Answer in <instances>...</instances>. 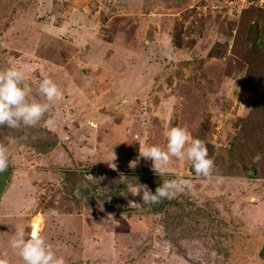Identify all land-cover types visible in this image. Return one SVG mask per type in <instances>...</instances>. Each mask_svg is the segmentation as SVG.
Returning a JSON list of instances; mask_svg holds the SVG:
<instances>
[{
    "label": "rangeland",
    "instance_id": "obj_1",
    "mask_svg": "<svg viewBox=\"0 0 264 264\" xmlns=\"http://www.w3.org/2000/svg\"><path fill=\"white\" fill-rule=\"evenodd\" d=\"M262 41L264 0H0V69L63 93L35 126H0V259L23 264L12 234L40 215L65 264H264ZM172 126L204 141L210 179L140 156ZM178 176L193 186L172 200L128 190Z\"/></svg>",
    "mask_w": 264,
    "mask_h": 264
},
{
    "label": "clouds",
    "instance_id": "obj_2",
    "mask_svg": "<svg viewBox=\"0 0 264 264\" xmlns=\"http://www.w3.org/2000/svg\"><path fill=\"white\" fill-rule=\"evenodd\" d=\"M62 99V91L50 77L45 76L39 81L33 95L32 85L26 80L21 67L8 66L0 69V126L12 129L35 126L52 104ZM164 135L166 150L155 144H146L142 149L139 148L140 156L152 161V169L157 175L163 177L167 172L173 171L169 165L171 158L175 157L187 160L196 176L206 179L212 177L214 163L208 155L204 141L192 137L187 128L180 126L169 127ZM261 158V154L257 153L253 156V161ZM6 164V150L0 148V169L6 167ZM192 186L190 179L178 176L174 179H162L154 192L146 185L134 187L130 184L128 190L134 196L142 193L141 200L144 204H154L161 200H172L185 189L190 190ZM45 215L55 217L59 212L50 208ZM10 247L17 252L23 264H65L64 257L56 254L43 235L36 232L26 234L23 227L15 228ZM0 264H8V261L0 259Z\"/></svg>",
    "mask_w": 264,
    "mask_h": 264
},
{
    "label": "water",
    "instance_id": "obj_3",
    "mask_svg": "<svg viewBox=\"0 0 264 264\" xmlns=\"http://www.w3.org/2000/svg\"><path fill=\"white\" fill-rule=\"evenodd\" d=\"M9 179H10V169L7 166L4 167L3 169H0V194L5 190ZM76 195H77V191H76Z\"/></svg>",
    "mask_w": 264,
    "mask_h": 264
},
{
    "label": "bare ground",
    "instance_id": "obj_4",
    "mask_svg": "<svg viewBox=\"0 0 264 264\" xmlns=\"http://www.w3.org/2000/svg\"><path fill=\"white\" fill-rule=\"evenodd\" d=\"M41 216L40 215H35L34 218H33V227H34V232H36L38 234V226H39V223L41 221ZM40 230V229H39Z\"/></svg>",
    "mask_w": 264,
    "mask_h": 264
},
{
    "label": "crops",
    "instance_id": "obj_5",
    "mask_svg": "<svg viewBox=\"0 0 264 264\" xmlns=\"http://www.w3.org/2000/svg\"><path fill=\"white\" fill-rule=\"evenodd\" d=\"M41 152V151H40ZM41 154V153H40ZM39 153H37L36 154V156H35V166H32L33 167V169H34V171H38V169H40V168H42V165L41 164H39V162H36V158H39V157H41V155H40ZM39 155V156H38ZM32 171V170H31ZM60 181H65V182H68L66 179H64L63 177H62V179L60 180ZM33 188L35 189V186H33ZM5 236V235H4Z\"/></svg>",
    "mask_w": 264,
    "mask_h": 264
},
{
    "label": "built area",
    "instance_id": "obj_6",
    "mask_svg": "<svg viewBox=\"0 0 264 264\" xmlns=\"http://www.w3.org/2000/svg\"><path fill=\"white\" fill-rule=\"evenodd\" d=\"M239 1H241V2H245L246 0H239Z\"/></svg>",
    "mask_w": 264,
    "mask_h": 264
},
{
    "label": "trees",
    "instance_id": "obj_7",
    "mask_svg": "<svg viewBox=\"0 0 264 264\" xmlns=\"http://www.w3.org/2000/svg\"><path fill=\"white\" fill-rule=\"evenodd\" d=\"M262 43L264 44V41H262ZM264 250V249H263ZM263 253H264V251H263Z\"/></svg>",
    "mask_w": 264,
    "mask_h": 264
}]
</instances>
